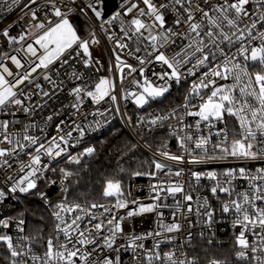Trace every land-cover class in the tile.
Wrapping results in <instances>:
<instances>
[{"label": "snow or ice", "instance_id": "6c2138e0", "mask_svg": "<svg viewBox=\"0 0 264 264\" xmlns=\"http://www.w3.org/2000/svg\"><path fill=\"white\" fill-rule=\"evenodd\" d=\"M37 3L38 0H24L21 5V0H0V5H7L9 10L20 6L29 21V28L18 37L10 34L12 25L0 31V37L6 44L21 45L13 50L16 54L0 53V113L14 115L12 108L26 114L34 111L26 102L36 93H26L25 89L39 76L56 89L59 84L50 73L54 72L57 77L67 76V66L73 69L69 79L80 80L81 75L75 71L72 62L82 60L86 67L93 63L90 45L99 43L94 30L98 26L121 50L129 47L128 41L137 44L136 52L144 45L151 59L136 57L140 65L158 62L166 66L167 70L163 73H153L162 83H154L147 77L142 84L133 81L141 90L130 91L127 95L133 96L140 107L163 97L170 90V82L179 84L182 79L197 76L200 72L192 81L182 105L166 114L154 115L148 121L154 127H163L164 122L172 119L177 122L168 127L182 152L173 154L162 150L157 153L160 157L175 164L197 165L229 158L264 161V0H121L118 10L110 16L106 14L107 0H44L42 8L33 9L32 6ZM40 11L44 12L43 19ZM74 15L83 17L91 29L89 38L79 34L73 23ZM169 15L172 16L170 22ZM116 22H119L118 38L116 33L109 32ZM21 52L24 56L18 58ZM128 54L133 55L131 51ZM5 60L17 70L24 71H13ZM116 61L121 83L125 79V68L129 75L137 71L119 55H116ZM54 65L58 66L54 68ZM144 71V67L139 69L141 76ZM35 88L41 90L44 97L51 98L55 94L43 91L38 83ZM114 90L115 83L107 78H101L94 85V90H89L86 85L75 86L70 91L77 102L73 107H78L84 97L91 98L95 104L106 98L116 102L117 96L112 94ZM193 99L199 102L194 104ZM116 111L119 112L118 107ZM187 117L195 119L186 123ZM228 117L234 120L231 129L227 126ZM52 118L49 115L46 120L51 121ZM9 125L8 119L0 120V169H12L13 164L18 163V172L23 175L6 178L9 186L6 190L0 189V201L17 193L38 195L54 207L52 216L56 223L55 234L44 242L42 254L32 250L34 238H21L29 241L28 244L14 243L11 235L0 234V243L7 249L8 264H122L121 249H131L138 264H199L197 255H189L176 247L161 251V244L172 243L176 239L170 234L178 233L184 227L181 217L188 220L190 215L195 214L198 221L202 219L211 228L216 222V210L207 197L197 196L194 199V188L186 191L181 181L160 180L151 185L155 193L151 197L153 203L145 204L136 199L128 201L123 198L121 182L107 179L102 196L115 198V203L111 207L96 202L82 204L69 201V184L78 173L61 168V196L53 204L48 193L38 190L39 181L50 167L43 162V157L56 159L65 155L67 148L74 146L69 145L73 131L83 137L84 128L76 125L71 131L63 133L57 125L58 135L45 143L29 134L37 127L35 123L23 125L21 131L15 134L9 132ZM94 152V147H88L79 155L68 153L67 159L69 163L79 165L84 157H91ZM22 153L28 156L27 161L19 160ZM152 165L154 171L136 172L134 175L153 178L158 173L175 177L183 175L182 168L173 171L168 164L155 159ZM191 175L197 184L202 178L212 181L210 192L217 199L218 193L228 197L221 202L220 211L232 215L233 229L240 228L238 233H234L236 261L264 264V167H257L255 171L246 167L229 168L221 173L193 171ZM238 178L247 181L243 191H237L234 184ZM56 183V180L50 181V185ZM161 193H167L175 200L172 222L161 220V230L144 235L126 233L124 222L128 219L168 207L159 203L162 201ZM95 209L103 211L97 215L93 211ZM120 210L126 211L117 215ZM157 215L162 217L163 213L157 212ZM23 224L22 219L16 222L20 231H23ZM0 226L9 228L10 221L0 219ZM192 226L189 221L188 227ZM125 236L128 243L118 245L117 240ZM200 236L203 237L204 233L201 232ZM149 237L162 239H155L151 248H145L140 241ZM185 239L190 245L192 233L189 232ZM208 244L211 245L212 240H208ZM208 264H229V261L212 257Z\"/></svg>", "mask_w": 264, "mask_h": 264}, {"label": "built area", "instance_id": "2783aa9c", "mask_svg": "<svg viewBox=\"0 0 264 264\" xmlns=\"http://www.w3.org/2000/svg\"><path fill=\"white\" fill-rule=\"evenodd\" d=\"M24 0H21V5ZM121 0H115L116 8L108 14V16L115 13L118 10V5ZM44 5V0H38L36 5H33V9L42 8ZM141 7L143 5L141 4ZM39 15L41 19L44 17V12L40 11ZM91 15V14H89ZM172 16H168L169 22L171 21ZM73 23L77 27V30L81 33L82 37L89 38L88 32L91 30L89 26L85 23L83 17L79 15L73 16ZM9 25H12L10 28V34L19 36L21 33L25 32L26 29L29 28V21L24 17V13L21 11L20 6H15L11 10L8 9L7 5H0V31L4 28H8ZM96 32V38L99 40L101 51L106 59V67L105 72L103 74H99L96 68L91 64L90 66H85L82 60L77 59L73 61L74 69L77 73L81 75L80 80L69 79L72 75V68L67 69V76L61 75L57 77L55 73H50L52 78L57 81L59 87L54 89L52 84L48 81H45L42 76H39L35 79V83L29 85L28 88L25 89V92H35L36 94L32 96L30 101L26 102V105L33 108L34 111L29 113H24L19 111L16 108H12L11 111L14 112V115H8L6 113H0V120L8 119L10 121L9 132L10 133H19L22 129L23 125H28L31 123H35L37 125L36 128L31 129V135H35L43 140L45 143L51 137L58 135L57 133V125H59L63 133L71 131L76 125H80L84 128L85 134L83 137H80L79 132L73 131V138L69 141L70 146L66 150V154L62 155L59 158L52 159L50 157H43V162L49 164V170L55 167L56 165L68 161L67 154L75 155L77 153H82L84 149L88 147H94V140L103 134H105L113 125L119 124L124 128L129 137L133 140L136 148L139 149L140 152L143 153L146 157L150 159H155L157 161L164 162L168 164L173 171L182 168L183 175L180 177H175L174 175L169 176L164 173H158L155 178L149 177L148 175H140L136 176L134 174L130 175L127 178V187L124 191V199L131 201L133 199L139 200L141 203H153L154 201L151 199L154 192L151 190V185L157 184L160 180L165 181H181L184 183L185 190H189L190 188H194L195 190L192 192L194 199L199 197H207L210 205L213 209L216 210L215 215V223L209 228L207 225L203 223V220H199L195 214H192L188 217V220H184L182 217L181 222L184 225L182 230L178 233H172L170 235L176 237V239L172 243H162L161 251H168L169 249L176 247L180 250L186 251L189 255H192V244L195 236H200V233H204V237L212 236L221 233V234H229L234 241L235 236L234 233H238L240 228L237 227L233 229L232 227V215L231 214H223L220 211L221 202L228 199V197L223 193H218L219 199L214 197L210 192V186L212 185V181L202 178L197 184L194 178L191 175V172H200L206 173L208 171H216L217 173L223 172L225 169L229 168H240L246 167L255 171L257 167H264V161H243V160H235L229 158L228 160H217L211 161L203 164H175L172 161L164 160L163 157H160L157 153L162 150L170 151L173 154H181L182 150L179 147L177 139L172 131L169 129L168 125H176V120L172 119L164 122L163 127H154L148 123L150 119L153 118L154 115L166 114L170 112L172 109L177 108L178 106L184 103V98L191 86L193 80L200 75V72H197V76H190L187 79H182L179 84L172 81L170 90L167 92L166 96L162 100H150V102L143 107L136 106L134 97L131 95H127L130 91H140L133 81H139L141 84L145 77L154 83H162L157 80V77L153 75V73H163L166 71V66L159 64L158 62H153L151 64L140 65L139 61L136 57H144L146 59H151L148 57L147 51L145 50V46L141 45V50L136 52L137 44L135 42L128 41L129 47L127 49H119L116 47L115 41H110L107 38V34L99 29L98 26L94 28ZM109 32L116 33L117 38L119 37V22H116L114 27L109 28ZM27 42H31L28 40ZM21 47L20 44H6L4 42V38L0 37V53H9L16 54L13 50ZM163 50V49H162ZM129 51L133 53V55H129ZM116 55L121 57V60L125 61L127 64L132 65L137 68V71L128 74V69L125 68L124 76L125 79L123 82H120V73L116 67ZM24 56V53L21 52L18 58ZM92 57L94 55H91ZM31 59V57H29ZM7 66L10 67L13 71L23 72L24 69L17 70L14 65L11 64L10 61H4ZM23 62V61H22ZM58 65H54L53 67H57ZM144 67V75L141 76L139 69ZM62 72L64 69L61 70ZM200 71H203L201 69ZM35 75V74H34ZM103 77H108L109 80L115 83V90L112 94L117 96V101L112 102L109 98H106L100 104H95L91 98L84 97L83 102L78 107H73L77 102L74 97L70 95V91L75 86H87L89 90H94V85L99 82V80ZM11 79V78H10ZM60 81H63L60 84ZM40 84L43 91H49L50 93H55L54 95L49 97H44L41 95V90L35 88V84ZM220 83H225L224 81H220ZM62 89V90H61ZM127 97V98H125ZM198 99H193L192 103H198ZM117 107L119 108V112L116 111ZM99 110V112H97ZM92 113H96L93 115ZM103 113V115L99 114ZM51 115L53 118L51 121H47L46 118ZM195 118L187 117L186 123L194 121ZM227 119V126L229 129L234 127V120L230 117ZM15 122V123H12ZM223 127V125H219ZM59 133V134H63ZM153 137L151 142L156 145V148H153L151 144H149L144 137ZM215 140V138H213ZM166 145V148L164 147ZM6 146V145H5ZM28 156L23 153L20 155L19 160L27 161ZM19 164L14 163L12 169L4 170L0 169V189L6 190L9 186L6 183V178L8 176H20L23 173L18 172ZM47 170L44 174V177L39 181L38 190L42 192H46L49 194L50 201L54 204L60 200L61 192L60 188L62 187L59 183L60 178L58 179H50L48 176ZM167 172V169L165 170ZM51 180H56L57 183L54 185H50ZM237 191H243L244 188L247 187V181L243 179H237L234 181ZM162 201L159 203L168 205V207H160L157 212H162L163 216L160 217L157 215V212L153 213H145L134 218L128 219L124 222V230L126 233L136 234V235H144L148 232H154L161 230L159 228V222L162 220L164 223H171L173 219L174 212V203L175 200L173 197L169 196L167 193H161ZM177 198H180L178 196ZM106 201L101 202L109 207L115 203V198H105ZM28 202L38 203L44 207L45 211L48 214L49 225L47 235L43 238L42 241H36L35 239L31 242L32 250L37 254H42L45 250L44 242L47 240L49 236H53L54 225L56 221L52 216V212L55 210L54 207H50L46 204L38 195L31 194H15V196L9 195L3 201H0V219L10 221V227L4 228L0 226V234H8L13 237L14 243H24L28 244L29 241L21 240L22 237H31L27 233V219L26 215V204ZM97 215H99L103 210L95 209L93 210ZM115 211V210H114ZM126 210H120L117 212V215H123ZM107 216V214H105ZM24 220V224L21 226L23 231H20L16 222L18 220ZM191 221L192 227H188V222ZM192 233L191 244L189 245L185 239L187 234ZM164 235H169L164 233ZM201 237V236H200ZM33 238V237H31ZM155 239H162V237H149L144 239L142 242L145 245V248H151ZM128 243V237H122L117 240L118 245H126ZM182 246V247H181ZM115 255V253H112ZM122 264H138L136 260L133 259V252L131 249L127 251L121 249L120 251ZM143 260V257H141ZM209 260V259H208ZM208 260L204 264H208ZM234 260L235 256H234ZM243 264H247V262H239ZM0 264H8L7 256L4 257V263L0 262ZM146 264V262H145ZM199 264H202L201 260H199Z\"/></svg>", "mask_w": 264, "mask_h": 264}, {"label": "trees", "instance_id": "16d2710c", "mask_svg": "<svg viewBox=\"0 0 264 264\" xmlns=\"http://www.w3.org/2000/svg\"><path fill=\"white\" fill-rule=\"evenodd\" d=\"M93 66L99 74L105 72L106 59L101 51L99 55L92 57ZM98 61L99 63H96ZM149 144L156 148L151 142L153 137H144ZM134 142L119 124L113 125L105 134L94 140L95 152L91 157H84L81 164L62 162L48 172L50 179L61 177L59 169L77 172V176L71 178L69 184V201L84 203H101L106 201L102 196L104 183L107 179H115L121 182L124 190L127 180L124 176L123 165L131 164L134 159L139 158L140 152ZM123 190V191H124ZM27 233L36 241H42L47 235L49 218L44 207L38 203L28 202L26 204ZM212 240V244H208ZM234 241L229 234L218 233L212 236H195L192 244V255H197L202 264L212 257L226 259L229 264H243L234 260ZM7 249L0 243V262L4 263Z\"/></svg>", "mask_w": 264, "mask_h": 264}, {"label": "rangeland", "instance_id": "374dc122", "mask_svg": "<svg viewBox=\"0 0 264 264\" xmlns=\"http://www.w3.org/2000/svg\"><path fill=\"white\" fill-rule=\"evenodd\" d=\"M79 34L81 35L80 32H79ZM90 52H91V55H94V54L95 55H99L101 53L100 43L94 44V45H90ZM103 78H107L108 79V77H103ZM166 94L167 93H165V95L163 97H160V98L155 99V100H162L166 96ZM136 106H138V105H136ZM79 154L80 153H77L75 155H79ZM152 161H153L152 159H150L149 157H146L145 155H143L142 152H140L139 158L134 159V161L131 164H129V163L127 164L126 163V164L123 165L125 179L127 180V178L130 175H132V174H134L136 172L148 173V172L154 171V166L152 165ZM122 189H123V187H122Z\"/></svg>", "mask_w": 264, "mask_h": 264}, {"label": "water", "instance_id": "95a60500", "mask_svg": "<svg viewBox=\"0 0 264 264\" xmlns=\"http://www.w3.org/2000/svg\"><path fill=\"white\" fill-rule=\"evenodd\" d=\"M116 8L115 0H107L106 14H110Z\"/></svg>", "mask_w": 264, "mask_h": 264}]
</instances>
